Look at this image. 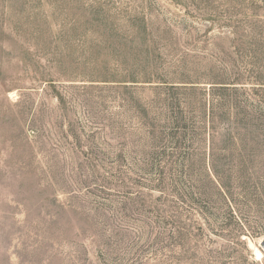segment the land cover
Instances as JSON below:
<instances>
[{
    "label": "rangeland",
    "instance_id": "obj_1",
    "mask_svg": "<svg viewBox=\"0 0 264 264\" xmlns=\"http://www.w3.org/2000/svg\"><path fill=\"white\" fill-rule=\"evenodd\" d=\"M0 264H264V0H0Z\"/></svg>",
    "mask_w": 264,
    "mask_h": 264
},
{
    "label": "bare ground",
    "instance_id": "obj_2",
    "mask_svg": "<svg viewBox=\"0 0 264 264\" xmlns=\"http://www.w3.org/2000/svg\"><path fill=\"white\" fill-rule=\"evenodd\" d=\"M255 254H256L257 257H260L262 255V253L259 250H257V249L255 251Z\"/></svg>",
    "mask_w": 264,
    "mask_h": 264
}]
</instances>
